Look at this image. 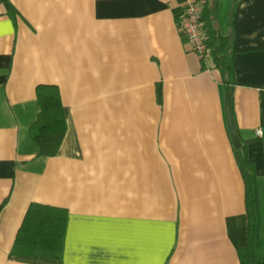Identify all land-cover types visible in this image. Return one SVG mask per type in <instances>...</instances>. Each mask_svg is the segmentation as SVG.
<instances>
[{"label": "crops", "instance_id": "0c3cea01", "mask_svg": "<svg viewBox=\"0 0 264 264\" xmlns=\"http://www.w3.org/2000/svg\"><path fill=\"white\" fill-rule=\"evenodd\" d=\"M190 1L0 2V264H241L246 177L264 239V0H217L232 71L188 46ZM40 86L64 107L55 156ZM33 204L67 211L61 260L22 253Z\"/></svg>", "mask_w": 264, "mask_h": 264}, {"label": "trees", "instance_id": "16d2710c", "mask_svg": "<svg viewBox=\"0 0 264 264\" xmlns=\"http://www.w3.org/2000/svg\"><path fill=\"white\" fill-rule=\"evenodd\" d=\"M201 1L203 2L202 21L204 22L215 66L219 69L232 71V57L228 51L230 38L219 33L215 25L217 0ZM209 57L201 56L205 67L208 60L211 59ZM38 98L41 112L37 117L34 139L40 148V155L55 156L67 132V122L64 117L60 91L56 86H40ZM244 155V163L248 165L249 160L246 154ZM246 182L248 187L249 222L247 243L240 250L239 256L241 264H264V239L261 236L260 222L255 212L253 181L251 178L246 177ZM67 216V211L64 209L33 204L27 214L18 240L21 243L20 245L23 246L22 253L32 254L36 251H46L61 260Z\"/></svg>", "mask_w": 264, "mask_h": 264}, {"label": "built area", "instance_id": "2783aa9c", "mask_svg": "<svg viewBox=\"0 0 264 264\" xmlns=\"http://www.w3.org/2000/svg\"><path fill=\"white\" fill-rule=\"evenodd\" d=\"M202 16L203 2L201 0L188 2L179 16V28L193 52L200 56H211ZM258 134L261 135L262 131H258Z\"/></svg>", "mask_w": 264, "mask_h": 264}, {"label": "water", "instance_id": "95a60500", "mask_svg": "<svg viewBox=\"0 0 264 264\" xmlns=\"http://www.w3.org/2000/svg\"><path fill=\"white\" fill-rule=\"evenodd\" d=\"M226 117H227V123L229 132L233 141V144L236 149H241L243 147V142L241 140V137L239 135L235 117L233 114V108H232V93L228 92L226 95Z\"/></svg>", "mask_w": 264, "mask_h": 264}]
</instances>
